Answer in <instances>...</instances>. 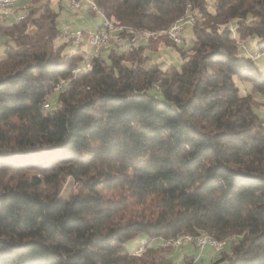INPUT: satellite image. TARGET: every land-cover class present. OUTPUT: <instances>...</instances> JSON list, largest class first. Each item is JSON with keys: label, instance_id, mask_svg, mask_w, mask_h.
<instances>
[{"label": "trees", "instance_id": "1", "mask_svg": "<svg viewBox=\"0 0 264 264\" xmlns=\"http://www.w3.org/2000/svg\"><path fill=\"white\" fill-rule=\"evenodd\" d=\"M51 2L22 0L0 25V264H172L162 241L202 233L227 241L216 264H264V119L237 85L264 97V0H89L118 30L84 55L58 43L71 28ZM186 11L188 55L142 65L153 39L177 45L156 32ZM135 31L153 34L128 47Z\"/></svg>", "mask_w": 264, "mask_h": 264}, {"label": "rangeland", "instance_id": "2", "mask_svg": "<svg viewBox=\"0 0 264 264\" xmlns=\"http://www.w3.org/2000/svg\"><path fill=\"white\" fill-rule=\"evenodd\" d=\"M20 1L22 0H19V2ZM41 1H45V0H31V5L33 2L39 3ZM50 1H52L55 5V2L57 0H50ZM61 1H62L61 3L63 7L61 6L60 8L61 12L58 17L60 21V27L63 30H65L66 27H69L71 29L72 28L82 29L86 27L89 28L93 25L99 26L101 24L102 19L99 13L93 14L92 12L89 13L87 11L89 0H79L82 3H81V9H78V10L72 9L69 6H67L68 0H65V5L63 3L64 0H61ZM19 5H16L13 7V9L10 11V14L7 15L8 18H5L6 17L5 16L4 19L1 20L0 22L1 26L6 27L7 25H10L12 23L13 20H10V19L11 17L15 15L14 10L16 9V7H19ZM213 7H214L213 0H206L207 11L213 12V9H214ZM160 31L156 32V34H163ZM134 34L137 36V38H139L140 35L146 36V35H151L153 33L145 32V31H135ZM192 35H193L192 28L186 25L184 26L181 32V37L183 41H181V43L177 45L171 44L167 39L163 37L153 39V41H150L151 43H149L150 47L149 48L146 47L141 53L142 54L141 64L144 66H147L148 64L155 63V64H159V66L162 69H164L167 65H170V64L174 65L175 67H178L181 62L180 54L183 53V55H188V49L192 44V38H193ZM1 40L3 39L1 38ZM64 41L66 40L62 37L60 40H58V43H63ZM146 42H147L146 40H141L139 43L146 45ZM245 42L247 45L254 48L255 40L253 38H249L245 40ZM117 43L119 44L122 43V40L121 39L120 41L116 40L115 44ZM77 49H78L77 45L73 43L72 44L70 43L65 47V50L72 51L75 55H84V54L91 53V49L86 44L80 46L78 50ZM256 63L261 70L264 69V62L262 58L258 59ZM244 84H245L246 89L250 91L252 88L251 83L246 82ZM237 85L239 87L241 94L248 92V91H244L245 87L242 85V82H238ZM56 98H57V91L53 90L45 101L48 104V109L54 108L56 106ZM255 111L259 117L264 119V103L259 106H256ZM77 187L78 185H76V183H74L72 179L67 178L60 186V190L58 193L59 198L62 200H67L72 194L76 193ZM145 237L146 236L144 234H138L135 237L126 241L124 244L126 250L129 252L136 250L139 247L140 243L143 241L142 239ZM157 241H159V239H153L151 240L150 244L154 245V242L157 243ZM182 247L178 248V250H175V251L176 252L181 251ZM174 249H177V248H174ZM190 249L192 250L188 254L196 255L197 252L192 247H190ZM225 250L226 252L228 251L227 248H225ZM214 252H218V251L214 250ZM177 258H179V260L177 262H174V260H176ZM181 258H182L181 252H179L178 257L173 259V262H174L173 264H179V262H181Z\"/></svg>", "mask_w": 264, "mask_h": 264}, {"label": "built area", "instance_id": "3", "mask_svg": "<svg viewBox=\"0 0 264 264\" xmlns=\"http://www.w3.org/2000/svg\"><path fill=\"white\" fill-rule=\"evenodd\" d=\"M81 3L82 2H80L79 0H68V6L76 10L81 8ZM18 4H19V0H3L2 3L0 4V13H2L4 17L6 16L5 18H8L7 15H9L13 7ZM17 18L18 19L22 18V15H19ZM190 20L195 21V19H190ZM104 24H105V31L100 34V39H96L95 43H88V36L89 34H91V32L85 33L81 29H67L65 34L62 35V37L65 40L71 39V42L76 45L79 44L83 38H85L84 40L85 44L91 49V52L93 53L107 50L113 34L108 33V26L110 25H108L105 22ZM183 28H184V25L175 26L174 29L170 32L177 35L178 37H181V32ZM231 30L233 31V28ZM128 40L129 41L127 43V46L130 47L132 44H134V41L138 40V38L130 37ZM235 43L238 47L244 48L243 40L236 39ZM260 56L264 58V52L263 53L257 52L253 54L254 58H261ZM53 87L62 88V86H59L58 84L54 85ZM223 242H227V241H223ZM188 243H193L198 249H203L204 246H207V245L210 246L213 251L215 250V248H219V243H211L209 241H204V240L194 241V236L188 235V234H187V240L183 243H175V237H172V238L163 240L161 243V247L162 248H179ZM143 246H144V241L141 242L140 249H136L134 254L139 255L143 249Z\"/></svg>", "mask_w": 264, "mask_h": 264}, {"label": "bare ground", "instance_id": "4", "mask_svg": "<svg viewBox=\"0 0 264 264\" xmlns=\"http://www.w3.org/2000/svg\"><path fill=\"white\" fill-rule=\"evenodd\" d=\"M2 1L3 0H0V4L2 3ZM91 9H92L93 12L99 13V15L102 14V12L100 10H98L97 7L95 5H93V4H91ZM190 19H194V17H193V15L191 13L186 11L184 13V15L181 18L177 19V21L172 23L170 27H168L165 30H161L160 32L163 33L174 44H179L181 42V37H178L177 35L171 33L170 31H172L175 26H182V25L189 26V25H192L195 21L194 20H190ZM104 22L107 23L108 25H110V26H108V33L109 34H114L118 30V28L115 27L108 19L103 17L102 18V22L97 27V29L95 31H92L91 34H89L88 43H95L96 39H100V34L105 31ZM132 37L136 38L137 36L134 34ZM44 107H46V105H44ZM186 240H187V235H180V236L175 237V243H183ZM203 240L204 241H209L211 243H219V248H215V251H219V249H221V247L225 244V242H223L225 240L214 241L208 235H206V233H202V234L194 237V241H203Z\"/></svg>", "mask_w": 264, "mask_h": 264}, {"label": "crops", "instance_id": "5", "mask_svg": "<svg viewBox=\"0 0 264 264\" xmlns=\"http://www.w3.org/2000/svg\"><path fill=\"white\" fill-rule=\"evenodd\" d=\"M97 27H98V25H93V26H91L89 28L86 27V28H82V29L86 30V32L89 33V32L95 31ZM112 43H116V40L115 41L112 40ZM142 45H144V44H142ZM249 47H248V49L251 50V48H249ZM242 85L245 87L244 82H242ZM244 91H248L246 89V87H245ZM247 93H250V94L253 95V98L258 103L257 106H259V105L264 103V97L262 95H260V94H257L256 92L252 91V88H251L250 91H248L246 93H243V94L245 95ZM142 240H145V238H143ZM190 247H192L197 252L196 255H192V254L189 255L188 254L192 250V249H190ZM175 250H178V248L177 249H170V250L166 251V253H165V255L172 261V264L179 260V258H177L173 262V259L178 257L179 252H181V257H182L181 258V262H179V264L183 263L184 257H189V256L192 259L191 260L192 264H216L218 259L220 258V253L219 252H214L212 250V248L210 246H208V245L204 246L203 249H198L196 246H194V244L188 243V244L183 245V247L181 248V251L176 252ZM134 251H132L130 253H134Z\"/></svg>", "mask_w": 264, "mask_h": 264}]
</instances>
